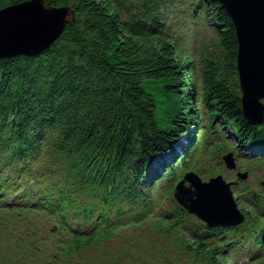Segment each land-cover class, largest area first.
Wrapping results in <instances>:
<instances>
[{
  "label": "trees",
  "instance_id": "16d2710c",
  "mask_svg": "<svg viewBox=\"0 0 264 264\" xmlns=\"http://www.w3.org/2000/svg\"><path fill=\"white\" fill-rule=\"evenodd\" d=\"M24 1L0 0V9ZM45 1L75 11L60 38L37 56L0 59V264H264L256 191L243 225L216 230L173 197L176 164L181 173L193 167L188 144L176 147L194 141L189 121L206 127L198 145L230 127L241 145L264 148V124L242 113L226 10L188 0L190 15L212 17L217 35L196 71L168 22L182 0ZM176 150L178 160L148 175ZM163 240L171 247H157Z\"/></svg>",
  "mask_w": 264,
  "mask_h": 264
},
{
  "label": "water",
  "instance_id": "95a60500",
  "mask_svg": "<svg viewBox=\"0 0 264 264\" xmlns=\"http://www.w3.org/2000/svg\"><path fill=\"white\" fill-rule=\"evenodd\" d=\"M236 29V71L241 108L252 125L264 124V0H217ZM75 11L51 6L45 0H27L0 9V59L33 57L50 48L63 34ZM228 169H236L233 153L223 156ZM238 177L247 179V172ZM231 183L221 174L204 181L187 172L174 189V198L190 215L209 228L236 227L245 214L238 208ZM264 188V181L261 182Z\"/></svg>",
  "mask_w": 264,
  "mask_h": 264
},
{
  "label": "rangeland",
  "instance_id": "374dc122",
  "mask_svg": "<svg viewBox=\"0 0 264 264\" xmlns=\"http://www.w3.org/2000/svg\"><path fill=\"white\" fill-rule=\"evenodd\" d=\"M181 3L183 4L181 8L172 9L174 14L168 17V22L173 25L172 32L174 33V36L178 39L184 50L189 52V57L191 58V62L193 66L196 67V71H197L198 69H200L199 64H200L201 55L204 54L206 56L207 55L206 53L208 51L212 52L215 46H217L216 45L217 35L210 26L211 24H214L215 21L212 17H209L208 22L206 23L205 15H201L200 17L199 16L195 17L190 15L189 13L190 6L189 4H187L188 0H182ZM199 105L201 112L200 123L206 125L208 122V116L205 115L206 111L208 110L207 106L205 105L204 102L202 103L200 102ZM216 121H219V118ZM219 122L221 124V119ZM220 124L217 125L220 126ZM188 127L190 128L189 131H195L196 134L193 137L194 141L192 142L191 145L189 144V147L186 148L187 150L185 151L187 157H189V161L191 160L190 165L191 166L193 165V167L186 170V172L194 171L198 173L199 176L204 181H207L209 179L206 177L208 173L214 174L211 177L221 174L227 182H230L232 184L231 190L233 191L234 197L237 200L238 208L242 212L246 208L247 210L251 209L248 200L251 197L250 194L252 191H256L257 192L256 196L258 198H262V201H264V188L261 185V181H264V159L262 160V163H250L253 159L261 158L264 156V154H262L264 153L262 147H260L259 145H251V146L241 145L239 140L236 138L235 134L233 133L232 129H230V127H228L227 129H223L225 132L221 131L220 135L212 134L210 139L211 141L208 144L210 145V147L209 146L204 147L203 145H198L197 143L202 139V134H204L206 127L203 126L202 130L199 129L197 130L196 126H194V121H189ZM184 139L185 138L179 140V142L176 144L177 148L184 147L186 141ZM220 142H227L228 145L234 148V150L233 151L226 150L222 153L216 152L215 144ZM229 152H232L233 156L235 157L238 166L235 170L228 169L223 160V156L225 154H228ZM177 153L175 152L171 156H165L162 158V160H156L155 162H153L149 166L148 175L153 176L156 173L163 170L162 167L163 164L170 165L171 163H173L174 160L176 161V159L180 156V154L178 153L179 155H177ZM237 155H239V158L237 157ZM254 155H258V156L255 157ZM181 165H182L181 161H178V163L175 166L176 168L175 172H178V175L180 176L184 174L181 173L180 171ZM239 172H247L248 173L247 179L243 180L239 178L238 177ZM162 173H160L159 176L164 177ZM170 174L171 172H168V175ZM161 184H163V180L159 182V185ZM144 189L147 192H149L150 185L149 184L147 185V183L144 184ZM196 221L201 222L198 219ZM148 224L150 227L154 228L151 221H149ZM197 233L198 235L208 234L204 230H199ZM111 247L112 250L115 252H117V250L118 251L121 250L120 243L116 241L115 243H113ZM157 247L168 248L171 246L166 244V242L163 240L159 242V245ZM171 251L177 253V251H173L172 249ZM178 255L181 259L186 258L185 253Z\"/></svg>",
  "mask_w": 264,
  "mask_h": 264
},
{
  "label": "bare ground",
  "instance_id": "6f19581e",
  "mask_svg": "<svg viewBox=\"0 0 264 264\" xmlns=\"http://www.w3.org/2000/svg\"><path fill=\"white\" fill-rule=\"evenodd\" d=\"M177 155H179V154L177 153Z\"/></svg>",
  "mask_w": 264,
  "mask_h": 264
}]
</instances>
